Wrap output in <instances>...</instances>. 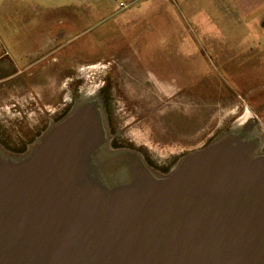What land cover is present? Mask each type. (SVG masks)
I'll return each instance as SVG.
<instances>
[{"label": "water", "instance_id": "1", "mask_svg": "<svg viewBox=\"0 0 264 264\" xmlns=\"http://www.w3.org/2000/svg\"><path fill=\"white\" fill-rule=\"evenodd\" d=\"M79 101L23 156H0V264H264V160L236 134L165 175L110 151L140 164L119 162L112 186L88 172L105 114L82 155Z\"/></svg>", "mask_w": 264, "mask_h": 264}, {"label": "rangeland", "instance_id": "2", "mask_svg": "<svg viewBox=\"0 0 264 264\" xmlns=\"http://www.w3.org/2000/svg\"><path fill=\"white\" fill-rule=\"evenodd\" d=\"M168 4L164 13L156 0L139 1L128 9L131 15L117 22L106 15L93 31L53 50V57L60 58L51 64L54 78L60 82L68 76L69 110L80 99L73 92L75 82L87 90L106 78L113 92L115 124H106L103 151L90 161L108 185L115 186L114 177L124 170L110 151L139 157L153 171L150 163L160 166L178 157L175 167L243 127L236 134L240 143L230 145L241 144L264 160V49H256V34L224 17L227 26L195 27L179 12L177 1ZM8 10L0 11V31L15 24L12 8ZM4 35L0 48L16 53L15 34ZM3 153L0 147L1 157Z\"/></svg>", "mask_w": 264, "mask_h": 264}, {"label": "crops", "instance_id": "3", "mask_svg": "<svg viewBox=\"0 0 264 264\" xmlns=\"http://www.w3.org/2000/svg\"><path fill=\"white\" fill-rule=\"evenodd\" d=\"M139 1L142 0H0V11L12 8L11 16L15 20L13 27L3 28L0 34L3 37L5 33L15 34L13 36L18 51L14 53L12 49L9 50L11 47L3 48V45L0 50L2 55L12 58L19 72H27L28 66L32 64L35 67L52 64L54 49L67 46L79 36L93 31L106 15L116 22L120 16L131 15L128 9ZM150 1L155 2L146 0L148 3ZM156 1L158 11L168 13L170 0ZM172 1L178 2L181 7L179 12H185L195 27L204 24L208 27H219L221 24L227 26L230 21H222L221 18H229L242 30H252L256 34V49H264V0ZM120 3L123 7L119 6ZM143 5H137L136 14L140 13ZM213 12L216 16L214 18ZM0 43H3L1 36ZM41 69L44 71V68ZM38 70L32 69L35 72Z\"/></svg>", "mask_w": 264, "mask_h": 264}, {"label": "flooded vegetation", "instance_id": "4", "mask_svg": "<svg viewBox=\"0 0 264 264\" xmlns=\"http://www.w3.org/2000/svg\"><path fill=\"white\" fill-rule=\"evenodd\" d=\"M57 59L60 58L53 57L52 61L56 62ZM41 66L44 68V65ZM45 66L50 67L44 71L38 68L35 72L32 69L36 67L32 64L28 66L27 72H19L12 58L5 57L1 51L0 147L11 156L19 157L27 153L36 142L37 136L42 135L52 124L60 122L69 111V86L66 82L68 76L62 79L65 83L62 80L58 82L54 78L51 63ZM79 85L77 82L72 84L75 89L73 92L81 98L84 88ZM95 94L105 114V123L115 124L111 119L110 110L116 101L113 92L108 88L106 78L96 87ZM116 134L114 133L113 137H116ZM177 158H169L160 166L150 163V168L160 175L168 174L176 164Z\"/></svg>", "mask_w": 264, "mask_h": 264}, {"label": "bare ground", "instance_id": "5", "mask_svg": "<svg viewBox=\"0 0 264 264\" xmlns=\"http://www.w3.org/2000/svg\"><path fill=\"white\" fill-rule=\"evenodd\" d=\"M95 92H96V87H90L87 90L84 89L82 91V96L77 106L78 109H82L83 117H84L83 119H86L85 129L83 131L80 144L87 145L88 148L83 151L82 155L88 154L92 146L93 147L98 146L100 136L103 134L104 128H105L104 127V115L101 111L99 98L96 96ZM239 124H242V122ZM241 131H242V128L238 129V131H236V134L240 133ZM217 144L219 146L220 143H217ZM133 161L134 162H132V159H129V157L128 158L120 157L116 159L115 163L116 164L119 162L124 163L127 166V170L130 168L135 170L136 164L137 163L139 164V162L138 160L134 158H133ZM92 170H95V168L93 169V166L89 164L88 172L90 173V177H91ZM130 178L131 176L127 175L125 180L128 181Z\"/></svg>", "mask_w": 264, "mask_h": 264}, {"label": "built area", "instance_id": "6", "mask_svg": "<svg viewBox=\"0 0 264 264\" xmlns=\"http://www.w3.org/2000/svg\"><path fill=\"white\" fill-rule=\"evenodd\" d=\"M119 6H120V7H123V4L120 3Z\"/></svg>", "mask_w": 264, "mask_h": 264}]
</instances>
